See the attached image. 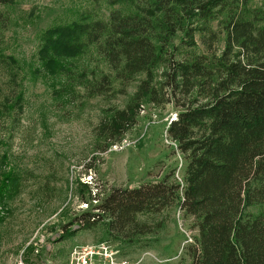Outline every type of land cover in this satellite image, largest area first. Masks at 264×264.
Instances as JSON below:
<instances>
[{
	"label": "trees",
	"instance_id": "16d2710c",
	"mask_svg": "<svg viewBox=\"0 0 264 264\" xmlns=\"http://www.w3.org/2000/svg\"><path fill=\"white\" fill-rule=\"evenodd\" d=\"M254 1L110 0L124 7L107 19L54 24L42 32L31 75L49 79L57 98L74 90L75 76L91 95L104 96L123 93L144 75L128 106L101 122L107 147L122 139L141 102H173L179 112L167 132L188 161L185 184L166 174L137 187H113L68 228L64 224L62 237L103 223L111 238L135 244L162 225L140 214L179 205L198 230L189 248L191 264H264V10ZM7 23L0 9V35ZM179 31L185 38L171 49ZM197 35L206 50H199ZM90 46L113 73L92 70L89 77L78 60ZM0 57L16 93L5 100L2 115L23 108L25 89L17 58ZM1 172L0 221L22 183L11 170Z\"/></svg>",
	"mask_w": 264,
	"mask_h": 264
},
{
	"label": "rangeland",
	"instance_id": "374dc122",
	"mask_svg": "<svg viewBox=\"0 0 264 264\" xmlns=\"http://www.w3.org/2000/svg\"><path fill=\"white\" fill-rule=\"evenodd\" d=\"M254 6L264 10V0H255ZM121 7L110 0H16L0 5L8 15L0 35V55L17 58L25 89L23 108L0 115V180L2 170L22 179L20 191L8 200L0 221V264H82L85 259L101 264H191L189 248L198 230L193 216L179 205L157 215L140 214L141 220L162 225L135 244L111 238L103 223L62 237L64 224L68 228L113 187H137L166 174L185 184L187 158L167 132L179 112L173 102H141L125 135L108 147L99 135L103 119L128 106L144 75L125 87L126 93L104 96L91 95L75 76L74 90L59 98L49 79L31 75L39 64L37 51L45 29L75 20L107 19L114 8ZM212 25L218 28L216 21ZM183 38L185 33L179 31L170 48L179 46ZM196 39L199 50H206L199 35ZM223 48L221 41L219 53ZM1 58L0 108L16 95ZM78 63L89 69V77L92 70L96 75L113 73L94 46ZM161 71L157 69L158 78ZM114 84L118 90L123 87L120 81ZM103 248L113 252L112 258L101 254Z\"/></svg>",
	"mask_w": 264,
	"mask_h": 264
},
{
	"label": "built area",
	"instance_id": "2783aa9c",
	"mask_svg": "<svg viewBox=\"0 0 264 264\" xmlns=\"http://www.w3.org/2000/svg\"><path fill=\"white\" fill-rule=\"evenodd\" d=\"M103 250L104 251H100L101 252V254H104L105 256H107L108 258H112V255H113V252H110V251H108L106 248H103ZM103 252V253H102ZM94 255H96V252L94 251L93 253H91V257L92 256H94ZM90 255H86L85 257L86 258H90L89 257ZM84 257V258H85ZM82 264H101V263H99V262H95V263H93V262H91V261H87L86 259L82 262ZM113 264H114V262H113ZM120 264V263H119Z\"/></svg>",
	"mask_w": 264,
	"mask_h": 264
}]
</instances>
